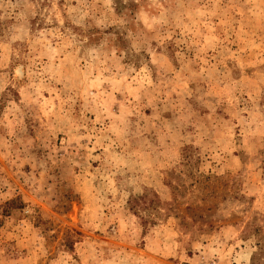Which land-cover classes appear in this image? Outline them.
Returning <instances> with one entry per match:
<instances>
[{
	"label": "rangeland",
	"instance_id": "1",
	"mask_svg": "<svg viewBox=\"0 0 264 264\" xmlns=\"http://www.w3.org/2000/svg\"><path fill=\"white\" fill-rule=\"evenodd\" d=\"M0 264H264V0H0Z\"/></svg>",
	"mask_w": 264,
	"mask_h": 264
}]
</instances>
